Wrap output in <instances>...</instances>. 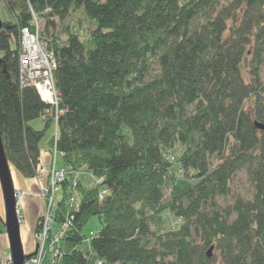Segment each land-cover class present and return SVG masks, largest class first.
I'll return each mask as SVG.
<instances>
[{"label":"trees","instance_id":"16d2710c","mask_svg":"<svg viewBox=\"0 0 264 264\" xmlns=\"http://www.w3.org/2000/svg\"><path fill=\"white\" fill-rule=\"evenodd\" d=\"M3 4L0 136L25 179L38 175L55 116L18 80L33 16L55 58V146L67 174L53 220L71 217L61 256L43 264H264V129L254 124L264 125V0ZM91 217L99 227L86 235Z\"/></svg>","mask_w":264,"mask_h":264},{"label":"built area","instance_id":"2783aa9c","mask_svg":"<svg viewBox=\"0 0 264 264\" xmlns=\"http://www.w3.org/2000/svg\"><path fill=\"white\" fill-rule=\"evenodd\" d=\"M33 28H23L21 30L19 39V54H18V80L21 86H33L41 100L45 102L50 107L55 108L54 120L61 110L57 109V97L54 88L52 70L55 67V58L52 50L48 48L45 41L40 38L41 30V20L36 16L32 17ZM51 114V111H48ZM57 138V133L53 140V145L51 149L53 150V156L60 155L55 146V140ZM49 172L51 176V189L52 192L48 199V209L45 213H42L40 221V230L36 233L37 237L40 239L36 242L35 250L33 255L27 257L24 264H40L45 258L46 251H49L52 255V262L57 260L62 251L59 248V243L63 238L66 230L70 226V217L66 218L60 224H57V228L53 229L51 232L50 224L54 222L53 213L55 211L54 202V192L59 190L61 182L65 179L67 170L65 168H55L53 164L46 168L44 171L39 170L37 177L42 176L46 172ZM72 188L68 193L66 198V204L70 210H78L80 205V197L78 191L75 189V184L77 178L72 177ZM99 182V181H98ZM96 183V179H95ZM49 186L43 190V194H48ZM106 193V190H102L99 194L101 198ZM20 193L16 190V202L18 205V199L20 198ZM92 232H90V235ZM51 257V256H50ZM9 264L10 258L8 259Z\"/></svg>","mask_w":264,"mask_h":264},{"label":"rangeland","instance_id":"374dc122","mask_svg":"<svg viewBox=\"0 0 264 264\" xmlns=\"http://www.w3.org/2000/svg\"><path fill=\"white\" fill-rule=\"evenodd\" d=\"M8 13L4 9V4L3 0H0V20H5L8 18ZM43 21H41L42 23ZM42 26V24H41ZM43 28V26L41 27ZM31 125L35 129H40L43 127V121L42 119L38 118L33 121H31ZM57 133L56 131V124L55 120L53 119V122L49 125V127L46 129L44 136L40 140L39 146L41 149L47 148L48 152V160L45 164L41 165L39 169L41 171H44L46 168L52 165L54 162V167L55 168H65L62 166V158L60 155H56V157L53 156V150L51 149L52 146L49 145L50 140H54L55 134ZM66 169V168H65ZM11 174H12V180H13V185L15 189L20 193V198L18 199V216H19V226H20V237H21V243H22V248L25 253L33 252L35 250L36 242L40 240L37 235L33 232V227H34V214L40 212V207H41V214L45 213L48 209V199L49 196L52 192L51 189V176L49 175V172L47 171L45 174H43L40 177H35L33 178L34 182L36 183V186L39 188L38 191L35 189H27L22 187V185L19 183V174L11 167ZM81 173L78 171L73 172V176L77 178ZM94 184L95 179H93ZM40 184V185H39ZM234 185L236 188L240 189L243 191L246 187L245 179L243 175L236 176V180L234 181ZM49 186V191L48 194H43V190ZM61 186L59 187V190L55 193L54 196L56 199L60 197V192H61ZM71 189L69 190V192ZM26 199H29L26 201ZM26 201V202H25ZM219 202H222V199H219ZM223 204V202H222ZM54 214V213H53ZM36 219V218H35ZM4 207H3V199H2V194H1V189H0V251H1V257H0V264H9L8 259L10 258L9 256V249H8V241H7V236L5 233L4 229ZM51 230L50 232L57 228V224L55 222H52L50 224ZM99 227V222L96 217H91L89 222L84 228V232L86 235L90 231H94ZM49 261L52 262V255H50Z\"/></svg>","mask_w":264,"mask_h":264},{"label":"water","instance_id":"95a60500","mask_svg":"<svg viewBox=\"0 0 264 264\" xmlns=\"http://www.w3.org/2000/svg\"><path fill=\"white\" fill-rule=\"evenodd\" d=\"M1 27V20H0ZM259 129H264V125L261 123H254ZM11 165L8 162L3 143L0 136V189L3 199L4 207V229L8 241V249L11 264H24L27 257L25 255L21 237H20V226H19V216L17 209L16 200V189L13 185ZM213 246H209L207 249V256H211Z\"/></svg>","mask_w":264,"mask_h":264},{"label":"crops","instance_id":"0c3cea01","mask_svg":"<svg viewBox=\"0 0 264 264\" xmlns=\"http://www.w3.org/2000/svg\"><path fill=\"white\" fill-rule=\"evenodd\" d=\"M47 160H48L47 148H45V149L40 148V157H39L40 163H39V165L41 166V165L45 164L47 162ZM19 177H20L19 183L22 185V187L27 188L28 190L29 189H33V190L35 189L36 191H38L39 188L36 186V183L34 182L33 178L32 179H25L21 176H19ZM28 200L29 199H26V201H28ZM40 214H41V207H40V212L34 214V220H36L35 218L40 216ZM34 223H35V221H34Z\"/></svg>","mask_w":264,"mask_h":264},{"label":"bare ground","instance_id":"6f19581e","mask_svg":"<svg viewBox=\"0 0 264 264\" xmlns=\"http://www.w3.org/2000/svg\"><path fill=\"white\" fill-rule=\"evenodd\" d=\"M39 167H40V165H39ZM39 167H38V172H39ZM77 183V182H76ZM75 186H76V184H75ZM74 186V187H75ZM56 201H57V199L55 198V196H54V202H55V205H56ZM50 255H51V253L49 252V251H46V255H45V258L43 259V262H44V260H46V259H50ZM43 262H41L40 264H43Z\"/></svg>","mask_w":264,"mask_h":264}]
</instances>
